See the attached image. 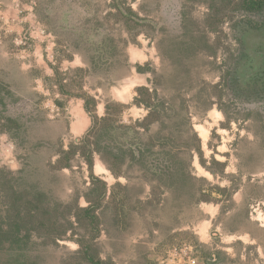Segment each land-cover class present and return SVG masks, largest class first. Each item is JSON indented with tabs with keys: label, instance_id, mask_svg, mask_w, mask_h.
Masks as SVG:
<instances>
[{
	"label": "rangeland",
	"instance_id": "374dc122",
	"mask_svg": "<svg viewBox=\"0 0 264 264\" xmlns=\"http://www.w3.org/2000/svg\"><path fill=\"white\" fill-rule=\"evenodd\" d=\"M254 2L0 0V264H264Z\"/></svg>",
	"mask_w": 264,
	"mask_h": 264
},
{
	"label": "trees",
	"instance_id": "16d2710c",
	"mask_svg": "<svg viewBox=\"0 0 264 264\" xmlns=\"http://www.w3.org/2000/svg\"><path fill=\"white\" fill-rule=\"evenodd\" d=\"M252 6H253L254 8H256V7H261V4H260V3H256V2H254V0H252Z\"/></svg>",
	"mask_w": 264,
	"mask_h": 264
},
{
	"label": "bare ground",
	"instance_id": "6f19581e",
	"mask_svg": "<svg viewBox=\"0 0 264 264\" xmlns=\"http://www.w3.org/2000/svg\"><path fill=\"white\" fill-rule=\"evenodd\" d=\"M128 87H129V86H128ZM128 94H129V93H128ZM125 97H126V96H125ZM215 112H216V111H215ZM80 113H81V112H80ZM74 125H75V124H74ZM202 127H203V126H202ZM78 130H79V129H78ZM205 130H206V129H205ZM201 131H202V130H201ZM203 132H204V131H203ZM204 134H205V137H206V138H208V137H209V136H208V132H207V131H205V132H204ZM205 140H206V139H205ZM205 175H206V174H205Z\"/></svg>",
	"mask_w": 264,
	"mask_h": 264
}]
</instances>
